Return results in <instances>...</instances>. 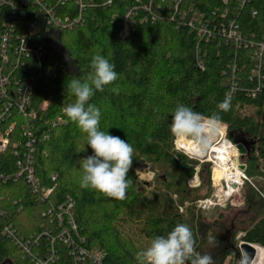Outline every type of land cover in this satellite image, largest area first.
<instances>
[{
    "label": "trees",
    "instance_id": "obj_1",
    "mask_svg": "<svg viewBox=\"0 0 264 264\" xmlns=\"http://www.w3.org/2000/svg\"><path fill=\"white\" fill-rule=\"evenodd\" d=\"M133 2L115 0L110 8H91L82 27L62 31L58 37L62 73L51 81L37 79L31 107L36 113L35 175L40 188L51 189L52 193L42 202L25 177L17 178L19 159L12 147L0 154V264H35L23 257L3 230L12 226L26 239L41 235L54 224L44 214L57 210L68 196L76 202L75 220L80 236L86 240L83 246L89 251L104 252L102 264H137L136 253L146 248L154 236L167 234L177 223L189 225L197 250L206 253L209 233L220 218L208 219L205 215L210 211L197 208L199 200L213 194L209 165L203 166L198 174L200 186L188 187L199 162L175 149L176 138L170 131V123L171 114L179 104L205 117L217 113L228 127V140L236 146H247V153L240 156L246 175L258 176L264 163V91L256 99L247 96L252 86L247 82L250 67L242 72L246 84L233 98L230 110L221 112L217 106L225 98L231 50L212 41L200 42L181 21L171 18L137 25L129 38L121 39L125 8ZM187 2L207 19L222 5L221 0ZM69 7L74 15L73 4ZM251 9L258 12L257 17L251 16ZM232 11L245 35L257 38L264 35V0H251L240 14ZM35 40L43 42L40 37ZM198 49L203 69L198 65ZM97 54L115 64L119 79L103 92H96L90 103L101 109V129L128 141L135 149L129 172L132 187L123 202L80 187L83 171L79 160L93 152L86 146V134L64 113V108L75 101L67 83L74 78L86 79L91 72V59ZM44 104L47 108L43 110ZM242 111L251 114L244 116ZM59 117L66 123L54 128L52 122ZM13 135L16 141L18 135ZM178 142L179 139L177 145ZM84 147L86 150L79 152ZM142 161L150 163L159 174L151 191L135 175ZM246 186L259 201L250 220L237 222L235 228L227 231L222 258L215 264L226 261L241 264L240 242L264 247L263 190L257 188V183L246 182L243 191ZM247 203L250 202L246 198ZM227 209L218 207L211 211L218 210L220 216ZM46 245L47 239L43 238L40 248L33 250L43 251ZM59 250L56 264H75L70 249L60 244Z\"/></svg>",
    "mask_w": 264,
    "mask_h": 264
},
{
    "label": "built area",
    "instance_id": "obj_2",
    "mask_svg": "<svg viewBox=\"0 0 264 264\" xmlns=\"http://www.w3.org/2000/svg\"><path fill=\"white\" fill-rule=\"evenodd\" d=\"M154 1L134 0L132 5L125 8L121 39L129 38L137 25L169 18L178 19L197 36L200 42L212 41L219 47L225 46L231 50L228 66L230 74L227 77L225 92V95L230 94L231 106L233 98L246 84L242 72L249 67L247 82L252 86L248 89L247 96L256 99L264 91V35L260 38L255 35H245L241 23L237 18L232 17L233 9L240 14L250 5L251 0H221V7L213 11L210 19L196 11L194 5H189L188 0H156V4ZM114 3L115 0L98 2L97 0H0V154L6 153L12 147L15 157L19 159L17 178L25 177L42 202L47 201L52 190L40 188L35 175L36 113L31 107L36 81L38 78L51 81L62 73L64 65L57 42L61 32L82 27L89 9L95 7L106 9L112 7ZM13 4L15 7H12ZM71 4L75 11L74 15L71 14L72 8L69 7ZM250 13L253 18L258 16L255 9H251ZM37 37L43 42H36ZM197 55L198 65L203 69L199 49ZM246 61H249L248 65ZM46 108L47 104H44L42 109ZM65 123L62 117H59L52 122V126L58 128ZM12 134L18 135L16 141L11 137ZM215 144L218 145L219 142ZM230 144L237 147L231 142ZM20 149L25 151L22 153ZM211 150L212 148L209 150L210 157L206 155L204 158L213 165L211 173L213 194L210 198L197 202L198 210L208 212L228 205L242 206L245 202L239 201L238 198H241L244 184L248 182L245 171L229 163V168L217 183L215 171L221 165L219 162L216 163L213 155L211 157ZM236 151L238 152V149ZM189 186L193 189L200 186L197 175L189 181ZM75 209V200L68 196L57 210H50L44 214L57 224L56 231L47 229L43 234L29 239L22 237L12 226L5 227L3 233L21 251L24 258L31 259L35 264H56L60 254V244L70 249L75 264H102L105 258L104 252L89 251L83 246L86 240L79 234ZM241 236L243 235L241 234L238 239ZM43 238L47 239V245L43 251L35 252L33 247L40 248ZM243 244V242L239 243V252ZM250 245L256 254L251 264H264V247Z\"/></svg>",
    "mask_w": 264,
    "mask_h": 264
},
{
    "label": "clouds",
    "instance_id": "obj_3",
    "mask_svg": "<svg viewBox=\"0 0 264 264\" xmlns=\"http://www.w3.org/2000/svg\"><path fill=\"white\" fill-rule=\"evenodd\" d=\"M90 67L86 79L74 78L67 83V90L75 101L64 108L67 118L86 134V146L93 152L79 160L83 171L80 187L123 202L132 187L129 172L135 160V149L128 141L101 129V109L90 103L96 92H103L119 79V73L114 63L99 54L92 57ZM217 107L221 112H228L230 94H226ZM222 127L217 113L205 117L184 104L177 105L171 114L170 131L175 138L188 143L189 150L185 154L191 158L206 154L216 143ZM85 150L84 147L79 152ZM208 243L211 247L218 246L215 237L209 238ZM135 259L137 264H215L210 253L202 254L197 250L193 231L186 223H177L167 234L154 236L146 248L136 253ZM241 264L247 261L242 259Z\"/></svg>",
    "mask_w": 264,
    "mask_h": 264
},
{
    "label": "rangeland",
    "instance_id": "obj_4",
    "mask_svg": "<svg viewBox=\"0 0 264 264\" xmlns=\"http://www.w3.org/2000/svg\"><path fill=\"white\" fill-rule=\"evenodd\" d=\"M241 114L246 116V115L251 114V111H242ZM220 131L223 134H225V138L227 141L228 140V138H227L228 127L223 124V127L221 128ZM217 139H218V137H217ZM177 141H178V139L176 138L175 149L177 151L185 154L186 151L182 148V144L185 140L179 139L178 145H177ZM189 158L199 162V165L196 167V175L198 177V180H199L198 174L200 173V171H202L203 166L209 165L210 171L212 173L213 165L211 162L207 161V159H205L204 157H202V158H191V157H189ZM240 164L244 165L241 163V160H240ZM263 164L264 163L262 162L261 170H259V174L257 177H256V175H252V177H253L252 178V177L246 175L248 178L247 183H250L251 185H254V184L256 185V183H257V186H258L257 188L260 191L263 190L262 196H264V165ZM211 173H210V178L212 176ZM135 175L138 179V182L143 184L146 187L147 191H151V190L155 189L156 184L154 182H155L156 177H158L159 174H158V171L152 169V166L150 165V163H148L146 161L140 162L136 167ZM205 175L207 176V173ZM188 187L190 188L189 182H188ZM190 189H193V188H190ZM249 191H250V188L247 186L244 188V191H243V189L241 191V198H238V200L239 201L244 200L245 204H243L242 206L233 207V206L228 205V206L224 207V208H228V209L222 210L225 212L221 213L220 216L218 215V213H219L218 210H215L214 212H212L211 211L212 209L209 210L210 212L205 215V217L208 219H213L214 217H216L217 219L220 218L218 221L219 222L218 225L213 228L211 233H209L210 238L215 237L217 239L218 246L217 247H211L209 245V243L207 246H205L206 253H210L216 263H217V261H219L222 258V253L225 249L224 239L226 237L225 235H226L227 231L231 230L232 227L235 228V226H236L235 223L240 222L242 220H246V221L250 220V218H252V216H253L254 209L256 208V204L259 201V197H257L255 195V193H249ZM246 198H247V201L250 203L246 204ZM187 206H189V204H186V207ZM56 227H57V224L55 225V223H54L52 225V227H50L49 230L50 231H56ZM144 243L145 242L142 241L143 245H144ZM226 263H227V261H226Z\"/></svg>",
    "mask_w": 264,
    "mask_h": 264
},
{
    "label": "bare ground",
    "instance_id": "obj_5",
    "mask_svg": "<svg viewBox=\"0 0 264 264\" xmlns=\"http://www.w3.org/2000/svg\"><path fill=\"white\" fill-rule=\"evenodd\" d=\"M218 142L219 144H214L212 150L210 151L211 157L213 155L216 159V163L219 162L221 165V167L215 171V181L217 183L219 182L218 180L226 173L227 169L229 168V163H231L235 168L239 167L240 163V153L239 151H236L238 148L232 146L229 141L225 140V134H223V137L221 134H219L216 143ZM182 148L186 152L189 150V145L186 141L183 142ZM206 155L207 157H210L209 151L201 157H205Z\"/></svg>",
    "mask_w": 264,
    "mask_h": 264
},
{
    "label": "water",
    "instance_id": "obj_6",
    "mask_svg": "<svg viewBox=\"0 0 264 264\" xmlns=\"http://www.w3.org/2000/svg\"><path fill=\"white\" fill-rule=\"evenodd\" d=\"M238 151L240 153V156H244L247 153V146L243 145V144H239L237 146ZM239 168L244 171L245 170V166L241 165L239 163ZM238 255L244 259L245 261H247V264H251L254 260H255V250L254 248L247 243H244L241 248H240V252L238 253Z\"/></svg>",
    "mask_w": 264,
    "mask_h": 264
}]
</instances>
